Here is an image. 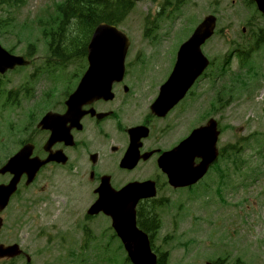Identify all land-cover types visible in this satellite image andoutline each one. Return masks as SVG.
Returning a JSON list of instances; mask_svg holds the SVG:
<instances>
[{"label": "rangeland", "instance_id": "1", "mask_svg": "<svg viewBox=\"0 0 264 264\" xmlns=\"http://www.w3.org/2000/svg\"><path fill=\"white\" fill-rule=\"evenodd\" d=\"M22 1L23 3L21 4L19 10L17 8L11 9V14L13 13L16 17H18V23L20 24H23L25 21L34 22L35 16L38 15L40 11L45 9L48 10L49 8L54 7L56 3H61L64 0ZM209 2H211L212 6L210 12L215 11L217 6L220 7V18L218 21L217 30L218 32L223 31L221 34H217L216 37L211 41L212 47L210 48L209 45L206 48L205 52L209 57H211L210 55L214 57L219 54H224L225 47L223 46L225 41L223 40V42L221 39H224L225 37L226 41L239 39L242 27L247 23V21H249V19H251V17H254V21L257 23V30L261 27L264 28V20L256 15L255 10H247L244 0H235L234 4L233 0H181L179 3H176L175 0H142L136 5V8L131 12L127 21H125L121 27L128 33L131 39H133L132 42L134 41L133 54H137L138 49L135 47V45L139 43L143 31H145V25H142V23L148 24L152 22L153 17L156 16L159 19L160 24L158 26H153L160 35L166 37L167 33L172 31V37L174 38L175 34L177 33V39L175 41L172 40L168 43L161 44L158 49V56L162 58L160 61H158V63L163 64L168 60L172 64V56L177 51V48L174 47V44H180V42L187 37L190 31V29H186L177 32L180 26L175 29L176 24L179 23V21H177L179 12L186 16L188 12L197 10L201 14L204 11L209 10ZM169 12L171 13L169 14ZM159 13H162V16H159ZM0 17L6 19L7 16L6 14L0 12ZM164 18H166L167 23H171L173 25L168 27V24L162 21ZM196 21L197 18L195 17L191 19V23H195ZM193 29H191V31ZM27 31L29 32L30 30ZM146 32L149 34L151 32V27L148 26ZM27 37L28 34L26 33H24V35L21 33L15 34L12 37H8V40H0V43L6 50H9L13 45L16 46V50L14 49V55L24 56L27 52L26 50L28 49V42L25 40ZM40 38L38 40L37 34L33 32V38L31 39V42L35 43L37 40L40 41ZM153 38H155V36ZM20 39H22V41ZM159 39L163 38L159 36ZM37 53L38 58L35 64L36 68L39 67L42 62L41 55L46 54V48L42 42H39L38 44ZM257 58L258 56L256 59ZM164 64V69L170 70V63L165 62ZM32 73L33 68H27L20 73L7 74L5 77H3V90L18 89L23 84L27 83L30 74ZM35 84L37 83L35 82ZM21 99V107L18 112L20 118H22L26 114V111H28V103L24 99V95L21 96ZM254 100H250L248 105L242 106L241 99H238L236 106L238 113L235 114L236 110L234 107L229 110L227 118L228 123L239 125L237 121H234L237 117H239L244 132L240 137L233 135V132H228L222 141V145H234L241 137L245 138L253 134L259 135L264 132V82L262 84V90L258 91V95L254 97ZM0 103L2 104L3 101ZM1 104L0 139L1 137L5 138L6 135L9 134V131L11 130V123L16 121L14 110L4 111L1 109ZM258 146L262 147V151H264V139H260L258 141ZM9 150L13 152V149L9 148ZM4 152V150L0 149V162L6 157V154L3 155ZM243 158L246 159V161L252 159V168L250 170H246V174L248 176L246 184L248 189H241L237 194L230 197V208H224V206H220V204H212L210 210H216V212L214 215L209 217L208 221L203 218L205 212L201 211V205L197 206L195 209L197 214H193L191 212L184 214V212L181 210V217L177 218V220H180L178 222L179 227H177L174 214L168 213L162 215L161 212H159L161 215V230L157 239V247L159 248L158 250L163 253L166 251L169 252L170 264H205L207 261H217L219 256L222 254L221 245L227 241L231 242V254L234 255L236 259L237 257H241L242 264H264V208L262 207L263 209L261 211L256 210V208H250V205L252 206L256 194L260 193V190L264 188V178L260 180L256 186L255 183L250 184L251 177L255 176L256 171L259 168H264V164L259 167L260 159L254 150V145L252 142L246 146ZM44 175V177L40 178V185H43L45 182H47V180H53V184L57 182L56 184L50 186L54 187L51 193L56 194L66 182L68 183V179L63 177V173L57 172L56 176H53L50 179H46L47 175H49L48 173H45ZM1 180L2 179H0V181ZM161 180H163L162 176ZM29 197H31V195ZM55 200L56 198H54L52 202ZM62 201L60 202V207L65 205V200ZM71 204L75 207V201ZM22 206V203H18V201H15L11 206L8 215L7 234L11 235V241H20L29 250L33 264H107L100 263L98 253L103 257L104 254L102 252H104L106 256L108 253L100 248H94V245L98 241H101V245L106 244V242L111 243L110 255L113 258L114 243L112 242H115L119 245V241L115 238H112L111 236H109L107 240V238L103 236V231L105 229L104 226L108 225L107 221H104L103 219H99V221L103 222L104 226L103 224H97L96 222L93 224L95 227H93L95 231V234H93L95 236L94 239L91 238L90 233H79L78 238L76 240H72V244H70L69 247L62 248L64 245H62L60 241H51L47 238H44L39 241V243H41L40 245L47 244L53 247L56 246L58 248L49 252L45 251V253H37V244H35L33 240V237L35 234H37V230H35L36 226L32 224L30 219L31 214L23 213L24 209ZM190 206H188V209ZM236 206H239V208ZM18 208H21L20 212L18 211ZM170 209L171 208H167V210ZM178 212L179 211L176 213ZM243 215L245 216L244 220ZM196 216L203 218L200 220L201 225H199L203 227L201 232L190 231L195 223L193 218ZM61 217L62 215H59L56 219H47L45 215H42V219L37 226L47 223L49 224V228L52 226H58L59 223H61ZM41 228L43 227H40L39 229ZM213 229L217 230V236H215L213 239H208L209 233ZM59 230L63 231L64 229L59 227ZM223 236L224 238H222ZM87 237H90L91 239L88 240L89 242L86 247L85 241H87ZM10 238L8 240H10ZM184 239H190L193 240L194 243L196 242V244H194V246L187 252L186 249L183 250L180 248V243L183 242ZM90 242H92V246H89ZM88 246L90 249L88 252H86ZM230 250L224 249L223 252L229 253ZM85 252L86 256L84 257L83 255ZM117 255L121 258L120 254ZM234 259L231 262L228 261L227 264H234ZM116 261H118L117 258L115 259V262Z\"/></svg>", "mask_w": 264, "mask_h": 264}, {"label": "flooded vegetation", "instance_id": "2", "mask_svg": "<svg viewBox=\"0 0 264 264\" xmlns=\"http://www.w3.org/2000/svg\"><path fill=\"white\" fill-rule=\"evenodd\" d=\"M134 68L135 64H129L124 83L114 85L115 98L112 102L98 101L85 107V113L94 111V114L83 115L80 124H71L66 120L60 122L62 133L55 140L51 139L50 132L38 128L40 119L17 152L25 144H32V157L45 160L53 156L55 160L44 166L39 175L48 173L46 179H50L57 172H63L68 183L61 189L78 190L81 194L85 189L98 188L107 178L117 189L129 183L149 180L161 173V152L154 134L169 128L175 120L188 122L190 105L187 109L177 106L163 118L155 116L152 107L159 97L158 88L147 70ZM71 93H64L63 100L53 112L61 116L66 114V102ZM97 114L105 116L99 117ZM131 132L136 133L135 137H131ZM132 145L134 151L127 162L125 158ZM148 154L145 160L140 159ZM132 162L137 164L134 169H129ZM73 176L77 179L71 180ZM37 181L27 189L37 196L46 197L44 194H49L50 185L53 184L45 182L44 186H39ZM63 196L67 197L66 194Z\"/></svg>", "mask_w": 264, "mask_h": 264}, {"label": "water", "instance_id": "3", "mask_svg": "<svg viewBox=\"0 0 264 264\" xmlns=\"http://www.w3.org/2000/svg\"><path fill=\"white\" fill-rule=\"evenodd\" d=\"M256 1L258 2L260 9L264 13V0ZM210 29H212V22L204 28L201 27L200 30H197L193 38L182 48L180 52L181 58L179 59L180 65L177 68V73L174 72L172 79L174 77H186L188 78L190 82L189 84L191 86L201 75L207 62L205 63V60L200 52V47L209 37ZM98 33H102L105 36V40L103 41V43L97 42L96 36ZM128 47L129 41L123 33L118 31L114 27L101 25L95 31L88 48V53L90 54V70L88 73L89 76L87 75L88 79H98L99 77L94 74V72L96 71L110 70L112 72H115L114 75H112V81H119L122 77L123 63L127 54ZM106 61L110 63V67L104 66ZM188 62H190V65L186 69L182 68L181 65ZM22 64L23 60L21 58L11 57L0 47V73L5 72L9 68L13 69L15 66ZM25 153H27V151H25ZM24 156H28V154L22 155V161H20L19 158H15L9 164V166H17V169L15 171L17 173V178L10 184V186L6 188H0V206L5 207L7 205L9 198L17 189L18 178L24 171L27 170L31 174V178H33L41 166L37 164L33 167H30V164L24 161ZM129 204L130 205L128 206H119L117 208V211L113 212V215L116 218L115 227L121 233V235L124 236L123 229L119 225L120 216H116L124 212L126 216H123L122 219L126 220V227L129 229L128 234L133 237L134 241H136L137 239L139 241L145 242L143 246H140L139 242H134V245L138 247V251L135 253L132 252L131 254L134 257H131L137 264H147L151 260V253L149 251L147 241H145L144 237H142V235L135 230V222L133 220V214H131L134 208L133 201ZM151 257L155 259V257Z\"/></svg>", "mask_w": 264, "mask_h": 264}, {"label": "trees", "instance_id": "4", "mask_svg": "<svg viewBox=\"0 0 264 264\" xmlns=\"http://www.w3.org/2000/svg\"><path fill=\"white\" fill-rule=\"evenodd\" d=\"M7 6L11 7L9 3ZM56 6L52 13L47 14V18L40 19L43 24L41 31L47 45L49 43L51 54L61 57L64 54L86 52L88 40L98 24L124 23L133 8V2L131 0H66ZM4 30L0 28V38L9 33L2 35L1 31ZM31 38L27 37L28 40ZM30 49L33 51L34 47L31 46ZM217 264L221 263L218 261Z\"/></svg>", "mask_w": 264, "mask_h": 264}, {"label": "snow or ice", "instance_id": "5", "mask_svg": "<svg viewBox=\"0 0 264 264\" xmlns=\"http://www.w3.org/2000/svg\"><path fill=\"white\" fill-rule=\"evenodd\" d=\"M96 40L99 43H103V41L105 40V36L102 33H98L96 36Z\"/></svg>", "mask_w": 264, "mask_h": 264}]
</instances>
